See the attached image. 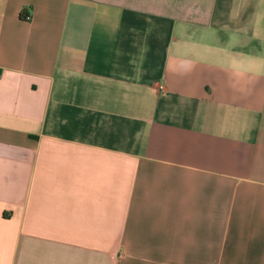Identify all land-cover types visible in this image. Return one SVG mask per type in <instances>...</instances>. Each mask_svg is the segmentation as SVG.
<instances>
[{
	"label": "crops",
	"instance_id": "crops-1",
	"mask_svg": "<svg viewBox=\"0 0 264 264\" xmlns=\"http://www.w3.org/2000/svg\"><path fill=\"white\" fill-rule=\"evenodd\" d=\"M0 264H264V0H0Z\"/></svg>",
	"mask_w": 264,
	"mask_h": 264
},
{
	"label": "built area",
	"instance_id": "built-area-1",
	"mask_svg": "<svg viewBox=\"0 0 264 264\" xmlns=\"http://www.w3.org/2000/svg\"><path fill=\"white\" fill-rule=\"evenodd\" d=\"M25 18L28 20V19H30V16H26Z\"/></svg>",
	"mask_w": 264,
	"mask_h": 264
}]
</instances>
